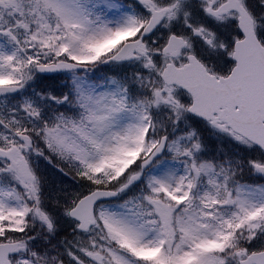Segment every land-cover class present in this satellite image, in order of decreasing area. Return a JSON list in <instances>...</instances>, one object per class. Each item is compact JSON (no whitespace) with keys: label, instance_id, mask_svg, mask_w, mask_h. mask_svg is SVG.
Masks as SVG:
<instances>
[{"label":"snow or ice","instance_id":"obj_1","mask_svg":"<svg viewBox=\"0 0 264 264\" xmlns=\"http://www.w3.org/2000/svg\"><path fill=\"white\" fill-rule=\"evenodd\" d=\"M0 264H264V0H0Z\"/></svg>","mask_w":264,"mask_h":264},{"label":"rangeland","instance_id":"obj_2","mask_svg":"<svg viewBox=\"0 0 264 264\" xmlns=\"http://www.w3.org/2000/svg\"><path fill=\"white\" fill-rule=\"evenodd\" d=\"M98 70L103 71V69L101 67L98 68ZM62 80H61V82H62ZM61 82H60V84L52 85L53 87L52 86L51 87L53 89L59 90ZM37 164H38L39 173L42 175V177H43V171L46 172V175L44 177L45 189H47V188L52 189V190L57 189L58 191H61V189H66L67 191L74 192L72 190L75 189L76 184H75L74 180L72 179V177L65 174L67 172L65 171V167L62 163H60L59 161H56L55 163H53L51 165V163H49L47 160L40 158L37 161ZM56 164L60 165V166H57ZM60 168H64V172H61L59 170ZM55 184H56V186L54 189ZM61 223H62V228H60V229H61V231H63V235H65L69 232L70 227H69L68 223L64 220H62Z\"/></svg>","mask_w":264,"mask_h":264},{"label":"trees","instance_id":"obj_3","mask_svg":"<svg viewBox=\"0 0 264 264\" xmlns=\"http://www.w3.org/2000/svg\"><path fill=\"white\" fill-rule=\"evenodd\" d=\"M95 75L97 77H99L101 75V73H100V71L98 69L96 70ZM63 78H64V76H61V77H50L48 79H42V80H40V81L37 82V86L38 87H41V88H46V87H51L52 85H58V84H60V82H61V80ZM208 143H209V146L211 148L214 149L216 147V142L212 138H209L208 139ZM55 162H56V160H53L52 163H51V165L53 163H55ZM57 166H60V165H57ZM65 171L67 172V175L68 176L72 177V173H69V171H68L67 168H65ZM45 175H46V172L43 171V179H44ZM74 182L76 184L77 191H84L85 190V189H83V188L80 187V183L78 182V179L77 180H74ZM46 191H48L49 193H51L53 196H55L56 194H58L60 192V191H56V190L55 191H52V190L50 191V190H47V189H46Z\"/></svg>","mask_w":264,"mask_h":264},{"label":"water","instance_id":"obj_4","mask_svg":"<svg viewBox=\"0 0 264 264\" xmlns=\"http://www.w3.org/2000/svg\"><path fill=\"white\" fill-rule=\"evenodd\" d=\"M54 74H61V73H54ZM43 75L50 76V74H43Z\"/></svg>","mask_w":264,"mask_h":264}]
</instances>
